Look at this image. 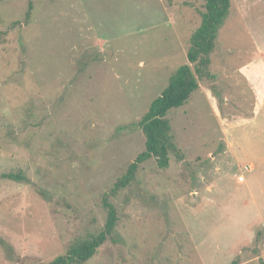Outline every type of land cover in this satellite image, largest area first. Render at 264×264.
<instances>
[{"label":"rangeland","instance_id":"1","mask_svg":"<svg viewBox=\"0 0 264 264\" xmlns=\"http://www.w3.org/2000/svg\"><path fill=\"white\" fill-rule=\"evenodd\" d=\"M202 10L203 0H0V264L65 254L103 227L104 195L117 242L84 264L264 262V60L253 64L262 88L244 68L264 53V0H231L215 77L168 112L182 158L170 152L165 169L149 159L113 192L144 149L139 128H122L187 63ZM18 170L28 183L2 177Z\"/></svg>","mask_w":264,"mask_h":264},{"label":"trees","instance_id":"2","mask_svg":"<svg viewBox=\"0 0 264 264\" xmlns=\"http://www.w3.org/2000/svg\"><path fill=\"white\" fill-rule=\"evenodd\" d=\"M231 7V0H203L201 20L188 39L186 52L187 63L180 65L169 77L164 90L150 103L148 110L134 124L122 129L137 127L144 136V149L137 154L128 165L126 172L117 180L113 192L126 189L136 181L139 166L149 159H154L158 168L165 169L169 165V153L174 152L178 159L179 153L174 136L171 132L168 112L185 104L199 88L200 81L212 80L215 75L210 71L211 55L215 50L218 29ZM29 12L27 13V19ZM8 180L28 183L29 180L22 170L3 173ZM41 192L40 189H37ZM102 205L106 211L103 227L96 233L76 239L69 245L65 254L59 255L48 264H84L97 249L107 240L115 239L118 224V212L107 195L102 197ZM264 264V262H260Z\"/></svg>","mask_w":264,"mask_h":264},{"label":"crops","instance_id":"3","mask_svg":"<svg viewBox=\"0 0 264 264\" xmlns=\"http://www.w3.org/2000/svg\"><path fill=\"white\" fill-rule=\"evenodd\" d=\"M260 56H261V59L257 60L256 62H252V63H250V64H248V65H246V66L244 67L245 70H246V72L248 73V75L251 76L250 79H249V81H250V83H251V84H250L251 87H252V86H255L256 88H259V87L262 88L261 85L257 84V81L259 82V80H258V76H260V74H259L258 72H256V70H255V65H253V64H257V67H258L259 64H261V63L263 62V60H264V53L261 52ZM248 66H249V67H248ZM257 67H256V68H257ZM261 73L264 74V67H263ZM254 75L256 76V78L254 77Z\"/></svg>","mask_w":264,"mask_h":264}]
</instances>
